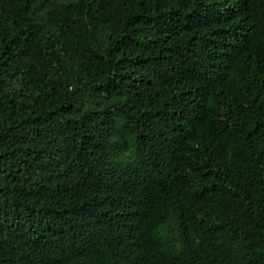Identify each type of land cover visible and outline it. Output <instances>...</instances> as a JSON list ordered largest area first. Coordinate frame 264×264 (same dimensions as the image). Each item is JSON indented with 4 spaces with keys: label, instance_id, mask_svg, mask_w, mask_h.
Returning a JSON list of instances; mask_svg holds the SVG:
<instances>
[{
    "label": "trees",
    "instance_id": "16d2710c",
    "mask_svg": "<svg viewBox=\"0 0 264 264\" xmlns=\"http://www.w3.org/2000/svg\"><path fill=\"white\" fill-rule=\"evenodd\" d=\"M0 264H264V0H0Z\"/></svg>",
    "mask_w": 264,
    "mask_h": 264
}]
</instances>
